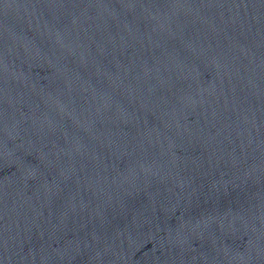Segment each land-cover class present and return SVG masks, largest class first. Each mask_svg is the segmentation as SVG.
<instances>
[{"label":"water","instance_id":"95a60500","mask_svg":"<svg viewBox=\"0 0 264 264\" xmlns=\"http://www.w3.org/2000/svg\"><path fill=\"white\" fill-rule=\"evenodd\" d=\"M0 264H264V0H0Z\"/></svg>","mask_w":264,"mask_h":264}]
</instances>
